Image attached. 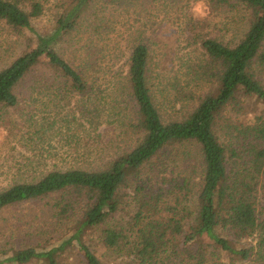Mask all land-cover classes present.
Here are the masks:
<instances>
[{
  "label": "trees",
  "instance_id": "trees-1",
  "mask_svg": "<svg viewBox=\"0 0 264 264\" xmlns=\"http://www.w3.org/2000/svg\"><path fill=\"white\" fill-rule=\"evenodd\" d=\"M96 1L69 0L53 31L42 33L33 22L46 2L0 0V25L26 42L0 70V107L16 108L18 86L33 76V91L44 85L45 91L60 93L61 102L75 100L73 117L80 130L97 131L106 121L128 141L134 139L110 156L94 151L83 166L0 189V210L55 197L34 217L68 226L55 246L16 250L11 245L23 228L2 221L0 264H60L76 248L85 264H102L83 236L103 226L104 244L127 255L126 264H207L209 247L232 262L264 264V0H206L211 15L230 17L215 22L221 29L211 31L212 23L190 20L187 39L198 44L199 56L183 65L187 80L175 86V103H194L189 112L167 121L150 83L151 52L143 41L129 36L127 70L112 75L113 82L103 74L104 89L95 63L76 66L60 54L66 36L82 31L77 29ZM187 144L200 148L204 174L199 184L156 165L163 152ZM127 198L134 207L131 215L122 206ZM122 212L128 219L112 226ZM251 238L256 246L241 245Z\"/></svg>",
  "mask_w": 264,
  "mask_h": 264
},
{
  "label": "rangeland",
  "instance_id": "rangeland-1",
  "mask_svg": "<svg viewBox=\"0 0 264 264\" xmlns=\"http://www.w3.org/2000/svg\"><path fill=\"white\" fill-rule=\"evenodd\" d=\"M42 1L47 5L33 25L42 33L52 32L64 4L69 0ZM225 16L229 15H211L206 0H97L91 13L77 29L82 31L66 36L59 52L76 66L95 63L99 68L97 76L101 89H104L105 78L113 82L112 75L127 70L131 46L129 36L143 41L151 52L150 83L157 92V106L164 121H167L170 117L174 119L189 112L194 103L187 100L175 103V86H184L187 80L183 65L189 62L190 56L192 61L199 56L196 51L198 44L187 39L190 20L207 21L212 23L207 30H220L221 27L214 28V24L223 21ZM212 17L216 18L213 20ZM91 30H102L103 35H91ZM198 30L201 34V26ZM25 45L24 39H19L13 31L0 25V70L10 65L22 53ZM103 74H107L105 78ZM261 78L264 82V73ZM33 80L34 77L30 76L18 86L20 103L16 108L0 107V189L16 181L42 177L52 170L83 166L87 157H94V151H102L97 153L98 156L101 153L104 157L110 156L114 150L122 148L124 142L130 144L134 140L131 138L128 141L116 125L106 121L97 131L88 127L80 130L78 121L73 117L75 100L61 102L60 93L55 95L56 90L45 91L44 85L35 92L31 89ZM105 98L108 103L109 98ZM160 158L161 161L156 158V165H166L168 172L190 176L197 184L201 182L204 163L198 145H178L163 152ZM126 192L130 194L129 190ZM54 198L0 210V223L8 220L23 228L21 238L18 237L11 245L14 249L55 246L64 237L67 225H57L54 220L46 223L34 217L39 215L43 205ZM129 202L128 199L122 205L127 215L133 214L134 208ZM126 214L120 213L111 225L125 222L128 219ZM104 228L86 230L84 244L90 247L102 264L129 263L131 259L127 255L104 244ZM222 234L233 240L230 232L224 231ZM241 245L256 246L257 239L251 238L241 242ZM207 252V264H249L232 262L214 247L207 248ZM59 262L85 264L77 248L67 252Z\"/></svg>",
  "mask_w": 264,
  "mask_h": 264
}]
</instances>
